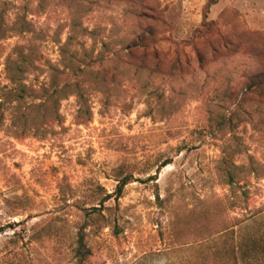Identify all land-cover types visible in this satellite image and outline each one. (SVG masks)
I'll return each instance as SVG.
<instances>
[{
	"label": "rangeland",
	"instance_id": "374dc122",
	"mask_svg": "<svg viewBox=\"0 0 264 264\" xmlns=\"http://www.w3.org/2000/svg\"><path fill=\"white\" fill-rule=\"evenodd\" d=\"M0 264H264V0H0Z\"/></svg>",
	"mask_w": 264,
	"mask_h": 264
},
{
	"label": "trees",
	"instance_id": "16d2710c",
	"mask_svg": "<svg viewBox=\"0 0 264 264\" xmlns=\"http://www.w3.org/2000/svg\"><path fill=\"white\" fill-rule=\"evenodd\" d=\"M214 3L212 4H209L208 5V8L211 7L212 5H214ZM77 70L81 71V72H85L84 69H81L79 67L76 68ZM73 71L75 70V68L72 69ZM69 71V68L68 67H65L63 68L62 70H58V77H61V76H67L68 75V72ZM63 88V87H62ZM59 89V90H63V89ZM57 90V89H56ZM12 91H15L12 89ZM11 91V92H12ZM42 97H45V95H43ZM45 103V99L43 100L42 104ZM169 162H167L166 164H163L162 166L165 167ZM130 183V179L128 177H125L123 178L122 180H120L119 184H118V192H117V196H121V194L123 193V190L125 188V186ZM113 196H106L105 199L101 200L100 203L101 205H103L107 200L111 199ZM228 231V229H223V230H220V231H216L214 233V236L216 235H219V234H222L224 232ZM86 234L83 232V229L81 228V230L77 233V239H76V247H75V253L78 255H82V259H85L86 256H88L89 252L87 251V244H86ZM85 251V252H84ZM83 253V254H82ZM85 253V254H84Z\"/></svg>",
	"mask_w": 264,
	"mask_h": 264
}]
</instances>
